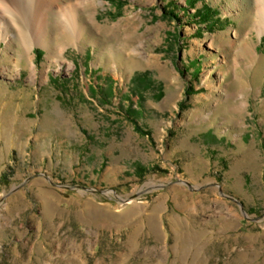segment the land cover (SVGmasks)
<instances>
[{
  "label": "rangeland",
  "instance_id": "obj_1",
  "mask_svg": "<svg viewBox=\"0 0 264 264\" xmlns=\"http://www.w3.org/2000/svg\"><path fill=\"white\" fill-rule=\"evenodd\" d=\"M57 1L35 80L0 6V264H264L257 0Z\"/></svg>",
  "mask_w": 264,
  "mask_h": 264
},
{
  "label": "bare ground",
  "instance_id": "obj_2",
  "mask_svg": "<svg viewBox=\"0 0 264 264\" xmlns=\"http://www.w3.org/2000/svg\"><path fill=\"white\" fill-rule=\"evenodd\" d=\"M17 1V0H16ZM260 11V34L264 33V0H257ZM18 3V2H17ZM28 5V4H27ZM0 6L4 8L7 12L11 13L13 21L16 22L17 33L23 37L27 38L29 43L23 44L20 48V58L24 57L30 58V78L35 80L37 76V68L34 62L33 56L31 54L34 42L32 40V34L38 32L41 38L37 39V42L41 43L40 40H45L49 34V24L50 17L52 13L58 14V19L60 22L61 34L65 36L69 41L78 43L83 36V28L79 22V14L77 7L69 8L66 12H63V7L58 5L57 0H30L28 14H20L16 9L15 0H0ZM20 20V21H19ZM4 24L0 21V41L10 42L11 37L7 33L2 32L1 25ZM26 39V40H27ZM25 42V41H24ZM71 65V64H70Z\"/></svg>",
  "mask_w": 264,
  "mask_h": 264
},
{
  "label": "trees",
  "instance_id": "obj_3",
  "mask_svg": "<svg viewBox=\"0 0 264 264\" xmlns=\"http://www.w3.org/2000/svg\"><path fill=\"white\" fill-rule=\"evenodd\" d=\"M113 1L116 2V6L119 8L123 7V5H124V2L122 0H113ZM194 5H195V1L192 4H190V6H188L187 9H184L183 13L184 14L189 13L188 10L190 8H193ZM203 8H204L203 11H201L200 9H196L195 14L197 13V15H195V18L202 20L204 23H207L208 25H210L211 24L210 17L213 14V10L211 8H208L207 6H205V4L203 5ZM166 14H170L172 19L180 20L179 14L173 10H167ZM39 55H40V53H39ZM144 78H145V76H139L138 77V84L143 85L144 88H148L150 82H149V80H145ZM191 92H193V86L188 87V89L186 90V94H191ZM3 182H5V180Z\"/></svg>",
  "mask_w": 264,
  "mask_h": 264
}]
</instances>
